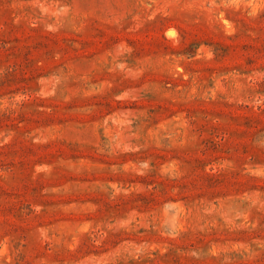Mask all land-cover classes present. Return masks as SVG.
I'll list each match as a JSON object with an SVG mask.
<instances>
[{"label": "rangeland", "instance_id": "rangeland-1", "mask_svg": "<svg viewBox=\"0 0 264 264\" xmlns=\"http://www.w3.org/2000/svg\"><path fill=\"white\" fill-rule=\"evenodd\" d=\"M0 264H264V0H0Z\"/></svg>", "mask_w": 264, "mask_h": 264}]
</instances>
